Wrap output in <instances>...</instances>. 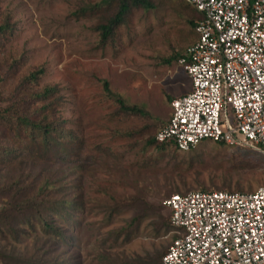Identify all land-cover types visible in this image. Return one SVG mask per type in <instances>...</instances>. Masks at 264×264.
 <instances>
[{
    "label": "rangeland",
    "instance_id": "obj_1",
    "mask_svg": "<svg viewBox=\"0 0 264 264\" xmlns=\"http://www.w3.org/2000/svg\"><path fill=\"white\" fill-rule=\"evenodd\" d=\"M99 2L0 0L1 12L10 14L16 24V32L0 49V109L10 100L25 97L21 92L56 86L64 100L54 117L64 120L66 134L71 132L79 142L72 147L71 156L56 159L55 165L49 156L43 160L36 154L18 155L29 166L22 167L19 161L12 167L4 163L0 166V184L13 183L8 175L19 178L20 174L41 173L35 182L39 185L44 176L53 180L59 178L53 172L69 168L68 175L55 187L67 186L66 191L79 205L69 212L74 223L65 214L51 216L71 236L57 247L59 258L64 264H144L165 251L174 237L172 228L165 224L170 217L169 210L162 206L165 197L202 187L254 191L264 185V153L223 147L208 140L188 152L162 153L145 146L146 135H126L144 126H150L155 134L169 118L168 96L190 90L182 67L175 61L164 64L163 59L181 54L193 42L196 34L188 20L196 15L183 7L184 0H152L153 9L134 10L113 43L101 49L93 28L110 11L100 9L86 17L72 16L78 8ZM40 68L44 73L37 83L26 79ZM104 80L125 103L141 106L152 118L119 114L117 104L103 89ZM14 90L18 95L12 93ZM6 141L13 145L11 138L1 142ZM107 170L115 176L133 178L126 182L142 185L141 193L131 184L113 183L115 179ZM225 182L230 190L220 188ZM123 194H137L139 201L155 207L146 212L137 233L127 239L124 235L117 237L115 232L138 209L119 207L110 215L115 195ZM5 202L7 197L0 196V208ZM32 223L33 228L20 222L17 238L0 233V253L31 255L33 248L45 240L59 242V238L45 233L39 221ZM50 249L48 246L44 250ZM1 262L4 260L0 257Z\"/></svg>",
    "mask_w": 264,
    "mask_h": 264
},
{
    "label": "built area",
    "instance_id": "obj_2",
    "mask_svg": "<svg viewBox=\"0 0 264 264\" xmlns=\"http://www.w3.org/2000/svg\"><path fill=\"white\" fill-rule=\"evenodd\" d=\"M202 18L177 63L190 90L155 135L180 151L209 140L264 153V0H185ZM161 264H264V185L171 194Z\"/></svg>",
    "mask_w": 264,
    "mask_h": 264
},
{
    "label": "trees",
    "instance_id": "obj_3",
    "mask_svg": "<svg viewBox=\"0 0 264 264\" xmlns=\"http://www.w3.org/2000/svg\"><path fill=\"white\" fill-rule=\"evenodd\" d=\"M183 7L191 10V13L193 12L194 15H196V17H192V19L188 20V23L193 26L195 32V25L197 21L202 18V14L186 1ZM153 8L154 4L152 0H100L97 4L94 3L78 8L72 13V16L76 18L86 17L97 13L100 9L110 11L107 16L100 22L98 21L93 28L97 33L98 47L104 49L107 45L113 43L115 36L117 34L119 35V28L126 24L134 10H150ZM15 32L16 24L12 21V16L10 14H3L0 10V49ZM196 39L197 35L193 42L188 46L193 44ZM188 46H186L185 49ZM184 51L181 54H174L163 59V63L170 64L173 61L177 63L178 58L183 55ZM43 73L44 70L40 68L31 72L26 79H29L33 83H37ZM102 85L106 94L117 104V111L119 114L138 116L146 119L152 118V116L141 106L135 104L129 105L125 103L119 95L114 94L110 90L106 80L103 81ZM15 92L16 95H18L19 91L14 90L12 93ZM20 95L25 97H21L18 100H10L0 109V162H3L0 163V166L2 167L4 166V163H6L12 167V164H15L17 161H19L17 164L22 167L26 165L29 166V164L23 160V157L19 158L18 155L36 154L43 160H46L49 156V161L52 160L50 162L51 164H54L55 162L53 161L56 159L65 160L71 156L73 154L72 149L75 144H79V142L71 132L66 134L64 120H57L54 117L64 100L63 96L59 94V89L56 86H44L41 90L36 92L25 91L21 92ZM173 98L174 97L168 96L169 104ZM35 105H37V107H33ZM156 132L155 134H152L150 126H144L143 128L134 130L126 135L130 138H133L136 135L141 137L146 135V137H143V143L145 146L153 147L162 153H166L168 150L173 153L175 150L180 151L173 142H157L155 140ZM4 138H11L13 145L9 146L8 141L5 143L1 142ZM215 144L226 147L224 144ZM195 148L180 152H188ZM63 170L64 169L55 171L56 174L53 172L52 175L59 177H55L53 180H49L48 176H44L43 184L39 185L35 182L40 178L41 173L36 176L29 173L25 176L20 174L19 178L13 174L8 175L7 177L12 179L13 183H7L4 185L0 184V196L2 198L5 196L7 197V202H5L4 206L0 208L1 234L7 232L11 235L13 234L14 238H17L19 234V223L23 222L24 225L33 228L32 221L35 220L39 221L45 233L59 238V242L55 241V243H53L51 239L43 241L40 247L35 246L33 248V253L31 255L0 253L1 259L4 260V262H1L0 264H64L62 259L59 258L60 254L57 252L59 248L57 249V247L65 240L67 242L71 236L68 235L67 228L57 225L51 216L53 213L59 215L65 214L67 219L70 220V223H74L69 212L70 210L77 209L79 203H77L71 194L66 191V189H68L67 186L59 188L55 187L59 181L65 179L64 176L66 177L68 175L69 168ZM107 174L111 176L110 178L115 179L113 183L120 185L131 184L130 182H126V180L133 181V178L130 177L124 178L119 175L115 176L113 171L107 170ZM24 180H27L31 185L28 186ZM131 185L138 190V194L141 193L142 185L136 181L135 184ZM53 187H55L53 190L55 193L54 196L53 192H51V190L49 191V189H52ZM220 188L230 190V186L227 182H225ZM199 191L206 190L202 187ZM114 199H116V202L112 205L113 207L110 210V215L112 212L119 209V207H135L138 209L136 213L132 214L124 226L120 227L119 230L115 232L117 237L124 235L127 239L130 235L137 233L139 225L145 217L146 212L152 208L155 210L154 206L151 205L148 207L146 202L143 200L139 201L137 194L131 196L125 194L120 196L115 195ZM168 221L169 222L165 223L167 228H172L170 219ZM47 242L49 245H46ZM48 246H50L51 249L44 250ZM165 251L155 257L154 260H148L144 262V264H161V257ZM53 253L54 255H52Z\"/></svg>",
    "mask_w": 264,
    "mask_h": 264
}]
</instances>
